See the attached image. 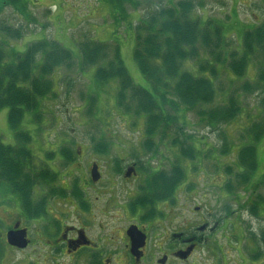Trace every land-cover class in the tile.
<instances>
[{"label": "rangeland", "instance_id": "374dc122", "mask_svg": "<svg viewBox=\"0 0 264 264\" xmlns=\"http://www.w3.org/2000/svg\"><path fill=\"white\" fill-rule=\"evenodd\" d=\"M176 1L20 0L0 9L2 25L4 23L23 28L25 33L20 40L10 39L0 33V38L6 39L9 44L5 49L8 52L11 51L12 45L19 51H24L30 42L47 38L57 40L71 49L76 59L72 67L60 66L52 74L55 82L54 93L41 101L42 118L38 119L40 122L32 121V115L27 112L21 124V129L29 131L32 136L28 146L37 163L52 164L53 160L46 157L47 152H56L55 159H59L58 150L68 146L77 152V169L79 167L80 171L76 174H90L88 162L106 156L95 152V143L98 141L109 143V156L112 158H116L118 153L129 158L139 149L142 151V158H151L148 154L150 151L147 152L143 148V117L125 115L117 106V81L110 80L100 86L96 83V66L82 67L77 43L93 38L110 42L112 45L119 44L121 56L134 82L147 88L149 83L141 75L133 55L136 46L134 26L156 8ZM205 2L203 8L196 9V15L203 19L212 18L224 26V32L228 35L227 40L231 45L230 50L235 46L242 48V31L264 19V0ZM187 68L195 69L193 65H188ZM255 73V68L249 66L245 78L232 82L231 77L234 75L230 70H219L215 80L218 91L216 99L212 104L204 105V109L216 111L221 106L228 105L229 98L234 97L240 110L229 123L205 125L199 110L189 109V112L182 113L187 118L184 132L194 137L191 142L198 151L197 158L191 159L183 155L180 146L172 144L173 139L183 140L179 127L184 122L183 115H179L180 120L177 123L170 125L167 135L155 137V140L161 138V142L154 144L153 149H157V153L152 158L163 160L165 163L171 160L180 164L186 173L184 186L192 188L193 191V195H190L189 201L186 202L190 205L187 212L183 210L185 204L183 205L182 201L178 203V223L182 224L185 219H180L188 214L199 225L206 221L209 227L217 228L208 244L202 241L199 243L198 250L191 259L196 258L198 264H264V135L256 144L258 165L247 182L249 187L242 179L231 185L232 188L224 189L225 192L220 190L226 180L224 176L234 177L242 170V167L240 169L235 166L234 159L240 148L249 144L255 136L249 128L254 123L264 122V93L248 91L243 87L245 82L256 78ZM92 98L95 99L94 102ZM179 110L184 111L182 106ZM8 113V108L0 110V133L5 144L13 145L16 142L15 132L9 124ZM224 144H227L231 151L227 156H221L219 150ZM78 150H81V154H78ZM62 160L63 158L60 161ZM228 165L232 168L231 173ZM54 167L61 169L63 174L64 162L58 161ZM39 190L37 187V194ZM4 197L8 198L7 201H4ZM12 197L0 190V264H28L30 261H35L36 264H130L93 263L85 259L84 255L73 259L62 255L47 257L48 248L45 244L48 242L37 236L42 221L37 224L21 215L20 201L18 197ZM255 204L257 207L254 208ZM196 206H201L198 213L193 212ZM115 214L112 212L110 216ZM202 216H206V219H201ZM109 222L106 234L116 232L126 225L125 222L112 218ZM16 224H19L18 227L22 224L30 228L33 247L19 248L8 244L6 234ZM94 227L96 231L92 232L97 235L98 227ZM161 232V227L152 229V247L157 243ZM205 236L209 238L208 233H205ZM191 260L190 264L193 262Z\"/></svg>", "mask_w": 264, "mask_h": 264}, {"label": "trees", "instance_id": "16d2710c", "mask_svg": "<svg viewBox=\"0 0 264 264\" xmlns=\"http://www.w3.org/2000/svg\"><path fill=\"white\" fill-rule=\"evenodd\" d=\"M16 2L20 0H0V9ZM205 5V0H177L156 8L135 24L133 55L141 75L149 83L147 88L134 82L121 56L119 44L112 45L93 38L77 43L82 67L96 66V83L100 86L110 80L117 81V106L125 115L143 117V148L147 152L157 153L153 147L161 142V138L155 140V137L167 135L170 125L177 123L183 115L184 122L178 125L183 140L173 139L172 144L180 146L183 155L191 159L198 157V151L191 142L194 137L184 132L187 118L182 113L189 112V109L199 110L205 125L229 123L235 118L240 107L234 97L229 98L228 105L216 111L204 109V105L212 104L216 99L215 80L219 70H230L234 75L231 77L233 82L245 78L248 67L252 66L256 70V78L245 82L243 87L248 91L264 93V19L242 31V48L235 46L230 50L224 26L212 18L203 19L196 15V9ZM118 6L123 9L121 4ZM0 33L13 40H20L25 34L23 28L4 23H0ZM6 47H9L7 40L0 38V110L8 108V120L15 132L16 142L5 144L0 133V190L11 197H18L21 215L31 222H41L48 214V198L37 194L36 188H50L49 185L58 180L61 172L53 170L49 163L35 161L28 146L32 136L29 131L21 129V124L27 112L32 115V121L40 122L41 101L54 93L52 74L60 66L72 67L76 59L71 49L54 39L30 42L24 51L12 45L8 52ZM188 65H193L195 69H188ZM94 100L92 98V102ZM262 103L264 105V97ZM181 106L183 112L179 110ZM261 123H254L249 128L255 136L249 144L240 148L234 159L235 166L242 167L244 171L236 173L235 179L224 176L226 180L220 190L225 192L242 179L249 187L247 182L258 165L256 144L264 135V122ZM227 144L219 149L221 156L231 152ZM109 147L107 141H98L94 150L103 155L108 154ZM58 153L59 159H55L56 152H47L46 157L52 162L63 158L62 162L67 164L75 160L77 154L68 146L61 147ZM175 167L174 185L170 176L164 177V173L157 176V181H148L152 186L145 192V203L140 204L145 211V221L159 217L157 202L169 199L174 189L186 181L183 167L177 163ZM227 167L231 173V166ZM3 199L7 201L8 198ZM253 207H257L256 204ZM28 264L36 263L30 261Z\"/></svg>", "mask_w": 264, "mask_h": 264}, {"label": "flooded vegetation", "instance_id": "af4514ba", "mask_svg": "<svg viewBox=\"0 0 264 264\" xmlns=\"http://www.w3.org/2000/svg\"><path fill=\"white\" fill-rule=\"evenodd\" d=\"M141 152L139 149L129 158L127 155L122 157L121 153L116 158L110 157L109 152L103 154L106 155L103 159L88 162L90 174H76L80 171L76 159L65 164L64 174L60 173L61 169L54 167L57 161L49 164L60 174L58 180L49 185L51 189L45 187L38 192L48 198V214L42 218V226L37 234L48 242L45 244L48 248L47 257L62 255L73 259L84 255L85 259L93 263L190 264L199 243L210 242L216 226L209 227L206 221L199 225L188 214L180 219H185L182 224L177 221L178 203L182 201L185 204L183 210L187 212L190 205L186 202L193 195L192 188L185 187L184 183L174 189L169 199L157 202L161 214L159 217L153 221L144 220L145 211L140 204L145 203V192L152 186L148 181H157V176L164 173V177L170 176L174 185L176 167L175 161L165 163L155 160L152 158L155 154L152 153H148L151 158L145 159ZM78 154H81V150H78ZM94 165L100 173L96 180L92 175ZM200 210L201 206H196L193 212L198 213ZM112 212L116 213L115 216H110ZM111 218L126 225L106 234ZM201 219L205 220L206 216ZM33 222L39 223L38 220ZM94 226L98 227L97 235L92 232L96 231ZM133 226L147 236L145 245L134 251L128 234ZM156 227H161L162 232L152 247L150 234ZM22 228L27 229V247H33L30 228L21 224L18 229ZM205 233H208L209 238ZM191 261V264H198L196 258Z\"/></svg>", "mask_w": 264, "mask_h": 264}, {"label": "water", "instance_id": "95a60500", "mask_svg": "<svg viewBox=\"0 0 264 264\" xmlns=\"http://www.w3.org/2000/svg\"><path fill=\"white\" fill-rule=\"evenodd\" d=\"M92 175L95 180L98 179V177L100 176L96 165L93 166ZM18 226L19 224H16L13 229H10L7 232L6 240L10 245L19 248H25L29 244V240L27 238V229H18ZM128 234L131 237L133 251L145 245L147 236L140 230H138L137 227H131L128 231Z\"/></svg>", "mask_w": 264, "mask_h": 264}]
</instances>
